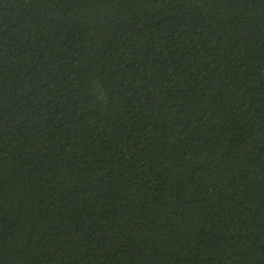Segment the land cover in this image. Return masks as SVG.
Listing matches in <instances>:
<instances>
[{
	"label": "trees",
	"instance_id": "1",
	"mask_svg": "<svg viewBox=\"0 0 264 264\" xmlns=\"http://www.w3.org/2000/svg\"><path fill=\"white\" fill-rule=\"evenodd\" d=\"M0 264H264V0H0Z\"/></svg>",
	"mask_w": 264,
	"mask_h": 264
}]
</instances>
